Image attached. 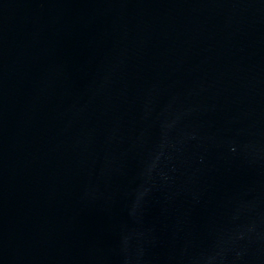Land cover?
I'll list each match as a JSON object with an SVG mask.
<instances>
[{
  "label": "water",
  "instance_id": "95a60500",
  "mask_svg": "<svg viewBox=\"0 0 264 264\" xmlns=\"http://www.w3.org/2000/svg\"><path fill=\"white\" fill-rule=\"evenodd\" d=\"M0 264H264V0H0Z\"/></svg>",
  "mask_w": 264,
  "mask_h": 264
}]
</instances>
